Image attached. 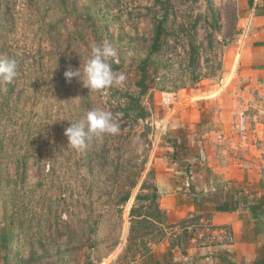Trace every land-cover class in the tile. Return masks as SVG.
<instances>
[{
	"label": "rangeland",
	"instance_id": "obj_1",
	"mask_svg": "<svg viewBox=\"0 0 264 264\" xmlns=\"http://www.w3.org/2000/svg\"><path fill=\"white\" fill-rule=\"evenodd\" d=\"M248 1L0 0V56L19 69L14 82H0V264H155L186 244L189 221L171 224L159 210L156 165L159 157L201 163L207 138L191 140L213 132L218 147L264 113L237 78ZM105 41L123 83L95 92L68 82L64 73L82 71ZM97 107L113 114L119 133L84 150L68 146L65 129ZM223 107L225 130L214 123ZM241 111L242 132L234 127Z\"/></svg>",
	"mask_w": 264,
	"mask_h": 264
},
{
	"label": "crops",
	"instance_id": "obj_2",
	"mask_svg": "<svg viewBox=\"0 0 264 264\" xmlns=\"http://www.w3.org/2000/svg\"><path fill=\"white\" fill-rule=\"evenodd\" d=\"M247 6L245 15L239 17L237 78L242 87L256 91L254 106L264 108V0H249ZM245 102L239 104L249 108ZM225 111L223 107L213 121L222 130L227 128ZM248 121V132L231 134L218 147L211 141L213 132L191 140L197 146L207 138L199 146L205 158L201 163L191 160L190 165H183L158 158L155 174L160 208L171 224L187 220L188 227L182 229L193 231L186 244L176 243L170 249L175 264H264V113ZM173 147L177 153L178 147ZM220 183L231 194L229 211L217 209L224 201L222 196L214 197ZM237 190L245 191L246 206L235 203L237 197L232 194ZM202 192L215 194L202 196Z\"/></svg>",
	"mask_w": 264,
	"mask_h": 264
},
{
	"label": "clouds",
	"instance_id": "obj_3",
	"mask_svg": "<svg viewBox=\"0 0 264 264\" xmlns=\"http://www.w3.org/2000/svg\"><path fill=\"white\" fill-rule=\"evenodd\" d=\"M117 56L116 49L108 42L94 44L90 57L83 64V68L64 73L68 82L76 78L90 91L102 92L113 86L120 85L126 79L123 73H116L112 63ZM19 75L18 62L15 58L0 56V82L8 84L14 82ZM120 125L114 120L113 114L103 108L89 110L81 119L71 122L65 129L64 135L68 139V146L76 150H84L94 137L105 134L116 135Z\"/></svg>",
	"mask_w": 264,
	"mask_h": 264
},
{
	"label": "trees",
	"instance_id": "obj_4",
	"mask_svg": "<svg viewBox=\"0 0 264 264\" xmlns=\"http://www.w3.org/2000/svg\"><path fill=\"white\" fill-rule=\"evenodd\" d=\"M162 32H163V20H160V21H158V25H157L156 31H155L154 42H153V45H152V50L153 51H156L158 46H159V39H160V35H161ZM144 66H145V61H143L142 62V66H140L141 78H140V80L137 83V85L141 88L142 91H144V90H146L148 88V85H147V82H146L147 79H148V74H147V71L145 70ZM131 102L133 104L132 106L140 107V103H139L137 98L131 97ZM218 190H219V194H215V193L203 194V192H202L200 195L208 196V195H214L215 194V196H214L215 198L217 197V195L222 196L221 198H224V201L222 202V204L217 205V209L221 210V211H229V210H231L230 202L228 200V198L231 196V194L227 190H225L224 184H221V183L218 186ZM232 195H234V196L236 195L237 199H236L235 203L237 205H240V206H246L247 205V198H246L245 191L237 190ZM159 210H161L162 213L164 214V216L166 217V212L164 210H162V209H159ZM185 221H187V220H184L183 222H185ZM182 252L184 253V251H182ZM172 255H173L172 251H169V256L171 258H172ZM163 258H165V255H163ZM171 258L169 260L168 259L167 260L164 259L163 261L158 259L155 264H175L173 261H171L172 260Z\"/></svg>",
	"mask_w": 264,
	"mask_h": 264
},
{
	"label": "built area",
	"instance_id": "obj_5",
	"mask_svg": "<svg viewBox=\"0 0 264 264\" xmlns=\"http://www.w3.org/2000/svg\"><path fill=\"white\" fill-rule=\"evenodd\" d=\"M246 27L247 26H245L244 28H242V33H241L240 36L243 37V35L245 34ZM246 117L247 116H246V114H245L244 111H241V112H239L237 114V116H236V122H235V126H234L237 131L242 132V131H244V130L247 129V118ZM216 138L219 139L220 141L224 139L222 133H217L216 134ZM199 156H200V159L201 160H204L205 159L204 158V151L203 150L200 151Z\"/></svg>",
	"mask_w": 264,
	"mask_h": 264
},
{
	"label": "water",
	"instance_id": "obj_6",
	"mask_svg": "<svg viewBox=\"0 0 264 264\" xmlns=\"http://www.w3.org/2000/svg\"><path fill=\"white\" fill-rule=\"evenodd\" d=\"M143 127H144V131H145V133H147L148 135L151 133V124H149V123H147V122H144V125H143Z\"/></svg>",
	"mask_w": 264,
	"mask_h": 264
}]
</instances>
